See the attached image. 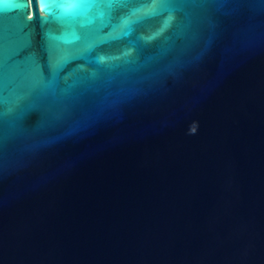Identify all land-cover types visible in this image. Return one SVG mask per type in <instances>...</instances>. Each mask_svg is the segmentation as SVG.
<instances>
[{
    "label": "water",
    "instance_id": "95a60500",
    "mask_svg": "<svg viewBox=\"0 0 264 264\" xmlns=\"http://www.w3.org/2000/svg\"><path fill=\"white\" fill-rule=\"evenodd\" d=\"M0 264H264V0H0Z\"/></svg>",
    "mask_w": 264,
    "mask_h": 264
},
{
    "label": "snow or ice",
    "instance_id": "6c2138e0",
    "mask_svg": "<svg viewBox=\"0 0 264 264\" xmlns=\"http://www.w3.org/2000/svg\"><path fill=\"white\" fill-rule=\"evenodd\" d=\"M69 3H74L75 0H68ZM63 15H68V14H76V9L72 8V7H68L63 9L62 11Z\"/></svg>",
    "mask_w": 264,
    "mask_h": 264
}]
</instances>
